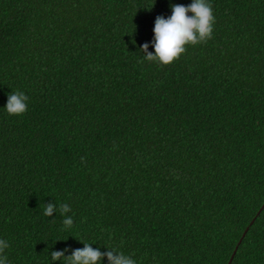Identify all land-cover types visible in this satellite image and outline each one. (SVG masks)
Instances as JSON below:
<instances>
[{
	"label": "trees",
	"instance_id": "obj_1",
	"mask_svg": "<svg viewBox=\"0 0 264 264\" xmlns=\"http://www.w3.org/2000/svg\"><path fill=\"white\" fill-rule=\"evenodd\" d=\"M191 2L0 0L8 264H65L51 252L82 242L136 264H264V0H207L210 39L145 60L156 17Z\"/></svg>",
	"mask_w": 264,
	"mask_h": 264
},
{
	"label": "clouds",
	"instance_id": "obj_2",
	"mask_svg": "<svg viewBox=\"0 0 264 264\" xmlns=\"http://www.w3.org/2000/svg\"><path fill=\"white\" fill-rule=\"evenodd\" d=\"M171 9L170 17L165 18L160 15L155 19L154 38L151 42L154 54L148 51L149 43H144L141 46L140 50L144 54V59L149 62L171 64L186 51V45L194 46L206 42L212 37L214 16L212 6L207 0H192L188 6L174 4ZM27 101L28 97L23 92H11L8 95L5 109L9 115H21L27 111ZM84 162V157H81V163ZM56 211L57 205L50 202L44 208V215L52 217ZM70 211L71 208L68 204L59 206L60 214L65 216L63 220L65 229L71 228L74 223L72 217L67 215ZM82 243L84 244L82 249L72 250L71 255L68 256H65L67 249L52 251V261H61L64 258L65 264H101L103 258L107 257L108 264H136L131 256L125 255L115 248H107L108 251L101 252L99 248L94 249L92 244ZM8 247V242L0 239V264H8L7 256L3 255Z\"/></svg>",
	"mask_w": 264,
	"mask_h": 264
}]
</instances>
